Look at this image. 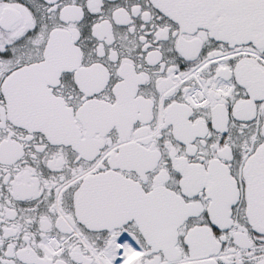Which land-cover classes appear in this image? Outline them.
<instances>
[{
  "label": "snow or ice",
  "instance_id": "obj_1",
  "mask_svg": "<svg viewBox=\"0 0 264 264\" xmlns=\"http://www.w3.org/2000/svg\"><path fill=\"white\" fill-rule=\"evenodd\" d=\"M0 264H264V0H0Z\"/></svg>",
  "mask_w": 264,
  "mask_h": 264
}]
</instances>
